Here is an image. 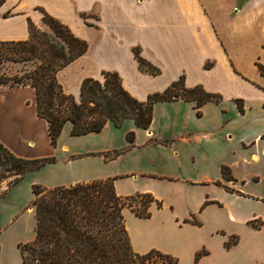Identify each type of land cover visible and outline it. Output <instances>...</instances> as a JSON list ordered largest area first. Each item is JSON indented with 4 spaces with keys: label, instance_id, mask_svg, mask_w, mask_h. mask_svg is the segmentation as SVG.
<instances>
[{
    "label": "crops",
    "instance_id": "obj_1",
    "mask_svg": "<svg viewBox=\"0 0 264 264\" xmlns=\"http://www.w3.org/2000/svg\"><path fill=\"white\" fill-rule=\"evenodd\" d=\"M41 9L67 24L89 44L85 55L58 73L59 82L69 94L79 97L85 79H101L103 71H112L119 73L126 90L140 101L163 92L182 75L187 88L202 86L207 92L221 96L220 102L202 106L198 116L202 120L198 122L191 118L195 110L193 102L184 99L159 102L167 105L165 110L172 129L157 141L159 150L167 152L165 158L159 152L158 162L165 159L179 166L183 164L201 174L200 178L164 173L130 175L152 177L164 194L159 193V187L121 193L115 180L119 196L150 194L156 201L150 206L149 218H141L131 209L124 211L126 228L137 253L158 250L180 258V252L187 250L195 261L196 253L206 250L208 254L198 264H207L212 252L202 232L206 223L203 217L226 209L227 218L237 220V213L230 210L229 204L251 199V195L243 190L244 182L234 176L233 164L219 162V177L213 179L205 158L222 154L219 145L226 148L234 141L241 149L253 150L252 162H259L264 156V75L259 69V64L264 67V0H6L0 9L2 16L7 14L0 18V42L27 40L29 21L43 24ZM84 14L96 17L84 19ZM135 48L161 71L159 75L140 69ZM207 64L211 66L206 68ZM239 102L243 112L239 110ZM252 111L257 113L243 120ZM240 123L247 129L236 133ZM224 128H228L226 136H214ZM147 130L151 135V127ZM0 142L21 158L53 155L48 124L37 115L33 88L0 86ZM178 142L181 144L177 147ZM187 156L192 160L190 163ZM224 167L231 181L224 179ZM93 180L107 177L72 179L64 186ZM221 182L225 185L232 182L235 193H229ZM195 186L204 188L197 201L190 203L177 198L178 191ZM7 189V183L1 182L0 194ZM229 197L232 201L226 203L223 198ZM256 198L264 200L262 196ZM256 217L261 219V225L258 228L251 225L253 240L249 250L255 258L252 264H264V217L252 218ZM210 235L220 238L225 256H232L242 244L237 232L226 234L219 226ZM234 235L239 237L237 244L226 248L228 237ZM233 257L229 264H244L242 259Z\"/></svg>",
    "mask_w": 264,
    "mask_h": 264
},
{
    "label": "trees",
    "instance_id": "obj_2",
    "mask_svg": "<svg viewBox=\"0 0 264 264\" xmlns=\"http://www.w3.org/2000/svg\"><path fill=\"white\" fill-rule=\"evenodd\" d=\"M6 0H0V9ZM43 22L49 31H43L29 21V38L25 41L0 42V62L12 61L29 64L31 68L22 74L0 75V86L26 87L34 89L39 118L48 124L51 143L56 144L67 122L72 124V135L82 136L101 132L108 122L120 127L126 120H133L142 129H149L153 122L154 106L159 102L179 99L195 103L200 116L203 105L218 103L221 96L207 92L202 86L187 88L182 75L163 92L148 95L140 101L126 90L119 73L103 71L101 79L87 78L83 81L79 97L65 92L58 80V73L69 64L85 55L89 49L87 41L77 37L61 21L43 11ZM7 14L1 15L6 17ZM140 69L153 76L161 71L134 49ZM211 64H207L209 68ZM264 75V67L259 64ZM243 112L242 104L238 103ZM128 141H135L129 133ZM124 150L114 151L115 159ZM56 162L54 157L37 159L21 158L13 154L0 142V183L6 173L15 176L8 188L18 184L30 171ZM227 168H223L224 179L231 181ZM35 194L37 226L33 242L20 245L23 264H178L179 260L158 250L137 253L131 244L125 224L124 211L131 209L141 218L151 216L150 206L155 199L150 194H137L123 198L115 189V179L97 180L70 186L47 189L41 185L33 187ZM6 191L0 194V199ZM143 198L137 208L136 198ZM161 207V203H158ZM256 221V220H255ZM258 228L261 224H254ZM190 222V221H187ZM197 223V222H193ZM228 241L226 248L236 245ZM1 252V246H0ZM206 250L197 252L195 263L207 255Z\"/></svg>",
    "mask_w": 264,
    "mask_h": 264
},
{
    "label": "rangeland",
    "instance_id": "obj_3",
    "mask_svg": "<svg viewBox=\"0 0 264 264\" xmlns=\"http://www.w3.org/2000/svg\"><path fill=\"white\" fill-rule=\"evenodd\" d=\"M82 17L91 19L96 16L84 14ZM87 24L91 25L90 23ZM37 26L43 31H49L44 22ZM29 68H31L29 64L3 61L0 62V75L22 74ZM166 106L164 103L155 104L151 126V131L153 132L151 135L148 134V130L136 127L133 120H126L120 127H114L108 122L99 133L73 136L71 133L72 124L67 122L56 144H52L53 155L49 157H54L56 162L48 163L40 170L28 172L18 184L9 187L6 194L0 199V264H23L20 245L29 244L36 237L37 214L34 206L35 194L33 191L35 185L53 189L64 186L67 181L72 179L82 180L107 177V179H115L117 181L121 193H136L141 192L142 189L159 187V193L164 194V190L159 186L158 182L154 181L152 177L143 174L164 173L200 178L201 174L194 173L183 164L179 166L177 163L173 164L171 160L164 159V162L160 160L158 162L157 160L160 154L163 153L162 157L164 156V158L167 155L164 150H159L157 141H159V137L169 135L172 129L168 119V110H165ZM193 107L195 108V103ZM256 113V111L250 112L243 120H249ZM198 116L195 109L191 117L192 121L198 122L202 120ZM186 122L188 123V120ZM246 129V125H241L240 123L236 133L244 132ZM227 130L228 128H224L222 132L214 136L217 138L226 136ZM129 133H134L135 135L133 146L130 145L127 138ZM180 144L178 142L176 146L178 147ZM228 146L223 148L224 145H219V149L223 150L222 154L220 152L219 155L205 158L204 162L210 169L209 175L213 179L219 177L220 172L217 168L219 162L233 164L234 176L244 182L243 190L248 195H251V199H242L241 201L230 203L232 201L229 200L230 197L223 198L226 203H230V210L237 213V220L227 218L226 209L217 211L218 213H208L203 217L206 223L202 232L206 234V245L212 252V257L207 264H229L228 260H231L233 256L242 259L244 264H252L255 262V258L252 257L249 249L253 240V229L251 227L253 223L251 224L248 221L256 220L254 224H260L261 219H258L259 217H252L254 215L264 217V200L259 201L256 198V196L264 197V156L260 158L259 162L254 163L250 159L253 150L241 149L237 141L228 143ZM118 150H124L121 157L117 159L105 157L106 154L111 157L112 153ZM194 151H197V149ZM191 161L187 156V163ZM0 170L4 172L3 169ZM132 173L143 174L132 177L130 176ZM6 175L7 178L2 182L8 185L14 180L15 176L10 173H6ZM220 185L225 186L229 193H235L236 189L232 182L229 185L221 182ZM202 192H204L203 187H189L178 191L177 198L192 203L197 201ZM220 195L224 196L223 193ZM143 200L140 197L136 198L135 202L138 205V209ZM215 226L221 227L226 234L237 232V235L241 237L242 244L238 250L231 253L232 256H225L220 248V238L210 235ZM139 228L140 225H137V229ZM228 238V241L231 242L239 240L236 235ZM180 254V258L175 257L179 260L178 264H196L193 261L192 254L187 250L180 252Z\"/></svg>",
    "mask_w": 264,
    "mask_h": 264
}]
</instances>
